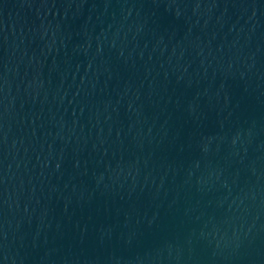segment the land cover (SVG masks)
Here are the masks:
<instances>
[{"label":"water","instance_id":"95a60500","mask_svg":"<svg viewBox=\"0 0 264 264\" xmlns=\"http://www.w3.org/2000/svg\"><path fill=\"white\" fill-rule=\"evenodd\" d=\"M0 264H264V0H0Z\"/></svg>","mask_w":264,"mask_h":264}]
</instances>
